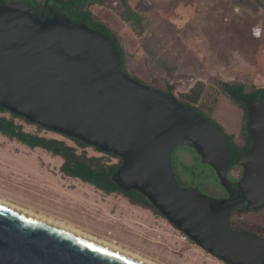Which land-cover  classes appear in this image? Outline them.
I'll use <instances>...</instances> for the list:
<instances>
[{"label":"water","instance_id":"obj_1","mask_svg":"<svg viewBox=\"0 0 264 264\" xmlns=\"http://www.w3.org/2000/svg\"><path fill=\"white\" fill-rule=\"evenodd\" d=\"M243 105L251 145L237 154L204 116L132 78L102 31L72 21L48 0H0V107L118 156L111 181L141 193L220 261L264 264V238L229 225L232 212L264 205V102L249 98ZM178 146L192 148L214 170L226 197L178 184L171 161ZM233 165L242 168L236 182L227 176ZM0 264L142 263L0 205Z\"/></svg>","mask_w":264,"mask_h":264},{"label":"rangeland","instance_id":"obj_2","mask_svg":"<svg viewBox=\"0 0 264 264\" xmlns=\"http://www.w3.org/2000/svg\"><path fill=\"white\" fill-rule=\"evenodd\" d=\"M103 1H87L84 8L116 36L129 75L165 91L171 86L179 98L202 81L203 92L196 106L236 138L245 122L244 111L223 91L222 84H240L246 93L264 86V9L253 0H130L136 9L150 14L148 29L156 32L150 46L168 61L172 69L168 72L142 48L143 36L130 27L119 2ZM15 120L24 132L63 140L77 153L86 152L87 157L118 161L20 118ZM27 148L0 134V199L70 223L156 264H226L159 214L134 206L121 195H107L77 178L64 176L57 171L60 159L43 149ZM171 158L174 174L183 181L177 178L180 186L195 183L207 196L225 195L214 170L190 147L174 148ZM236 174L235 169L228 171V179ZM233 219L264 225V207Z\"/></svg>","mask_w":264,"mask_h":264},{"label":"trees","instance_id":"obj_3","mask_svg":"<svg viewBox=\"0 0 264 264\" xmlns=\"http://www.w3.org/2000/svg\"><path fill=\"white\" fill-rule=\"evenodd\" d=\"M21 1L27 2L32 5H38L41 4L44 0H21ZM87 1H94V0H48V4L61 10L72 21L85 23L87 26L105 33L116 44L121 59V64L122 66H124L125 70L127 71L124 61V52L119 42L117 41L116 36L103 24L95 21L92 18L91 14L85 10L84 7L87 4ZM117 1L119 2L120 6L123 8L125 12L126 15L125 19L128 22H130L131 27L135 30V32L138 35L143 36V40L141 44L142 48L151 55L152 61L159 62V64H161V66L164 69H166L168 72H172V69L168 65V61L158 56L159 54H157V52L154 50V46L152 47L150 46L152 44L151 37L152 36L156 37V32L152 30L149 31L148 29L147 15L149 13L142 12L139 9L134 8L133 6L130 5L129 0H117ZM175 1L180 2L181 0H175ZM253 1H255L258 5H260L264 9V1L262 0H253ZM131 77L142 82L137 77L134 76ZM203 85H204L203 82L200 80L195 82L188 90L180 94L181 98L177 97L172 92L171 86H168L166 91L172 93L177 100L185 103L193 110H195L197 113L201 114L206 119H208L213 125L218 127L223 132V134L227 139L231 140V138H233L234 136L233 133L232 134L225 133L219 123H217L215 120L210 118L208 114L204 113L202 109L199 108V106H196V103L201 98V94L203 92ZM222 89L223 91L228 93L229 97L233 101L239 104V106L243 109V111H244L243 108L244 99L255 98L264 102V86L254 87L251 90V92L246 93L243 90V86L240 84L223 83ZM0 112L9 113L7 110L2 109L1 107H0ZM9 114L11 116L10 118H7L4 115H0V134L8 137L9 139H15L29 146L30 148L40 147L44 150L49 151L52 154L61 155L64 158V163L61 166V170L66 175L79 177L81 180L89 182L90 184H92L93 186L102 190L105 193L119 192L127 196L130 199V201L134 203H140L142 206L146 208H150L155 213H158L156 208L152 206V204L142 194L136 191L125 192L121 190L119 187H117L111 181V175L117 170L120 164V159L116 155L109 153V155L118 158L117 163H107L102 157L85 158L86 153L84 151L81 152L80 154H76L75 149L70 146H67L63 141H59L52 138L45 139L44 137H40L36 134L24 132L21 126L15 123L13 119L20 118L27 123L30 122L26 121L24 118H21L15 114L12 113ZM244 115L246 116L245 113ZM247 139L248 141H250L249 136H247ZM74 140L77 142V144L80 147L84 148L86 146L82 142L76 139ZM95 149L98 148L95 147Z\"/></svg>","mask_w":264,"mask_h":264},{"label":"flooded vegetation","instance_id":"obj_4","mask_svg":"<svg viewBox=\"0 0 264 264\" xmlns=\"http://www.w3.org/2000/svg\"><path fill=\"white\" fill-rule=\"evenodd\" d=\"M165 91V90H164ZM225 92V91H224ZM225 93H227V92H225ZM228 94V93H227ZM1 113H3L7 118H10L11 116H10V114L9 113H7V112H0V114ZM244 113H245V111H244ZM246 114V113H245ZM245 116V115H244ZM16 118H14L13 120H14V122L15 123H17L16 122V120H15ZM246 120H247V116H245V122H244V124H243V126L240 128V130H239V132H238V134H237V137L235 138V137H233V138H231V140L230 139H228L229 141H230V143H231V145H233L232 147L235 149V151L237 152V154H245V153H247L248 152V150H249V148H250V145H251V139H250V137H249V140L250 141H248V139H247V136H248V134L246 133ZM31 124V123H30ZM34 125V124H33ZM35 126H37V125H35ZM37 127H39V126H37ZM42 129H45V131H47V132H53V133H56V134H59V135H61V136H64V137H66L67 139H69V140H71V141H73L78 147H80L78 144H77V142L74 140L75 138H72V137H68V136H66V135H63V134H61V133H58V132H56V131H53V130H50V129H48V128H43V127H41ZM28 133V132H27ZM40 137H43V136H40ZM45 139H49V138H52V139H56V140H59V139H57V138H55V137H49V136H46L45 135V137H44ZM7 139H9L8 137H7ZM9 140H13V141H16V142H18V143H21V142H19V141H17V140H15V139H9ZM77 140V139H76ZM59 141H63V140H59ZM79 141V140H78ZM64 142V141H63ZM65 143V142H64ZM22 145H25V144H23V143H21ZM84 144V143H83ZM67 145V144H66ZM86 145V144H85ZM25 146H27V145H25ZM67 146H69V145H67ZM30 150L31 149H34V148H40V147H34V148H30L29 146H27ZM70 147H72V146H70ZM86 147H92V148H94L95 149V146H90V145H86L84 148H86ZM27 148V149H28ZM73 148V147H72ZM82 148V147H81ZM97 148V147H96ZM40 149H42V148H40ZM75 149V148H74ZM192 149V148H191ZM44 150V149H43ZM97 152H100V153H102V154H106V155H109V153L110 152H104V151H101L99 148L98 149H95ZM193 150V149H192ZM46 152V154H51L52 156H54V157H57L58 159H60V163L57 165V171L58 172H60L62 175H64V176H68V177H71V178H77V179H79L80 181H82V182H84V183H87V184H89V185H92V184H90L89 182H86V181H83V180H81L79 177H74V176H70V175H66L62 170H61V166H62V164L64 163V158L61 156V155H56V154H52V153H50L49 151H47V150H45ZM194 151V150H193ZM195 152V151H194ZM75 153L76 154H80V153H77V151H76V149H75ZM86 153V152H85ZM196 153V152H195ZM112 154V153H111ZM197 154V153H196ZM109 156H111V155H109ZM198 156V155H197ZM91 157H102V156H91ZM113 157V156H112ZM118 157V156H117ZM199 157V156H198ZM85 158H90V157H87V154H85ZM103 158V157H102ZM116 158V157H115ZM200 158V157H199ZM118 159V158H117ZM120 159V158H119ZM120 161H121V159H120ZM171 161H172V158H171ZM118 162V161H117ZM116 162V163H117ZM108 163V162H107ZM204 164H206V163H204ZM207 165V164H206ZM172 169H173V167H172ZM236 170V176H234V177H232L231 178V181H234V182H236L239 178H240V176H241V174H242V168L240 167V166H238V165H233L232 167H230L229 168V173H230V171H232V170ZM173 173H174V171H173ZM174 176H175V178H176V180H177V182H178V179L183 183V181L181 180V178H180V176L178 177V175L176 176L175 174H174ZM178 178V179H177ZM93 186V185H92ZM94 188H96L95 186H93ZM118 187V186H117ZM191 187H193V188H196L197 189V187L195 186V183H194V185H192ZM223 188V187H222ZM96 189H98V188H96ZM121 189V188H120ZM98 190H100V189H98ZM122 190V189H121ZM100 191H102V190H100ZM124 191V190H123ZM132 191H135V190H132ZM132 191H125V192H132ZM103 192V191H102ZM137 192V191H136ZM225 193V195L223 196V197H226L227 196V193H226V191H224ZM103 193H105V192H103ZM105 194H117V195H121V196H123V198H125L130 204H132V205H134V206H138V207H141V208H143V209H148V210H151V212L153 213V214H159L160 216H162L159 212L158 213H155L152 209H150V208H146V207H144V206H142L140 203H134V202H132V201H130V199L127 197V196H125V195H123V194H121V193H119V192H111V193H105ZM141 194V193H140ZM145 197V196H144ZM222 197V198H223ZM245 206H246V203H245ZM262 207H264V205L263 206H261V207H259V208H256V209H244L243 211H241V212H232L231 214H230V216H229V225H230V227L233 229V230H237V231H247V232H250V233H253V234H255V235H257V236H259V237H262V238H264V225H262V224H256V223H253V222H248V221H244V222H242V221H240L239 219L238 220H236V219H233V216L234 215H241V214H243L244 212H247V211H250V210H260ZM163 217V216H162ZM164 218V217H163ZM165 219V218H164Z\"/></svg>","mask_w":264,"mask_h":264},{"label":"bare ground","instance_id":"obj_5","mask_svg":"<svg viewBox=\"0 0 264 264\" xmlns=\"http://www.w3.org/2000/svg\"><path fill=\"white\" fill-rule=\"evenodd\" d=\"M0 205L2 206H5L7 208H10L12 210H15V211H18L20 213H23L25 215H28L32 218H35L37 220H40L42 222H45L49 225H52L54 227H57L61 230H64L66 232H69L73 235H76L78 237H81L85 240H88L90 242H93L97 245H100L102 247H105L109 250H112L116 253H119L121 255H124L128 258H131L135 261H138L142 264H156L148 259H145L143 257H141L139 254H136V253H133V252H130V250H126L125 248H121L120 246H117V245H114L113 243H110V242H107V240H103V239H100L92 234H89L85 231H81L79 230L78 228H75L74 226L70 225V223H65V222H62V221H59V220H55L51 217H47V215H43V214H35L34 212L30 211V210H27V208H22L20 206H17L15 204H12V203H9V201H5V200H2L0 199Z\"/></svg>","mask_w":264,"mask_h":264},{"label":"snow or ice","instance_id":"obj_6","mask_svg":"<svg viewBox=\"0 0 264 264\" xmlns=\"http://www.w3.org/2000/svg\"><path fill=\"white\" fill-rule=\"evenodd\" d=\"M89 247H91V246H89ZM94 251L100 252V251H105V250H103V249H99V248H96V249H94ZM106 254H107V253H106Z\"/></svg>","mask_w":264,"mask_h":264},{"label":"crops","instance_id":"obj_7","mask_svg":"<svg viewBox=\"0 0 264 264\" xmlns=\"http://www.w3.org/2000/svg\"><path fill=\"white\" fill-rule=\"evenodd\" d=\"M129 3H130V0H129ZM130 5L132 6V4L130 3ZM134 7V6H133ZM135 8V7H134ZM143 12V11H142ZM130 27H131V25H130ZM140 36V35H139ZM2 135V134H1ZM4 137H6V136H4ZM7 138V137H6ZM34 149H38V148H34ZM31 150H33V149H31ZM60 163V162H59Z\"/></svg>","mask_w":264,"mask_h":264},{"label":"built area","instance_id":"obj_8","mask_svg":"<svg viewBox=\"0 0 264 264\" xmlns=\"http://www.w3.org/2000/svg\"><path fill=\"white\" fill-rule=\"evenodd\" d=\"M0 115H2V114H0ZM4 115V114H3ZM5 116V115H4Z\"/></svg>","mask_w":264,"mask_h":264}]
</instances>
